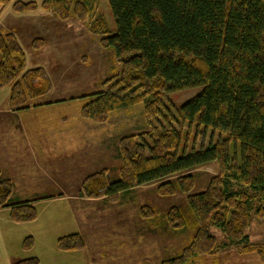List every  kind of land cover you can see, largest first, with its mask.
Segmentation results:
<instances>
[{
	"label": "trees",
	"instance_id": "trees-1",
	"mask_svg": "<svg viewBox=\"0 0 264 264\" xmlns=\"http://www.w3.org/2000/svg\"><path fill=\"white\" fill-rule=\"evenodd\" d=\"M106 3L113 29L97 13L90 31L101 34L102 47L113 50L120 63L119 88L86 94L82 116L105 121L114 110L143 103L146 120L152 121L161 113L160 96L198 87L197 94L176 108L173 120L195 126L198 132L210 130L217 139L189 150L184 145L179 153L182 128H154L148 134L150 144L136 141L133 135L123 136L118 145V178L109 183L103 169L85 178L81 193L115 200L122 192L158 181L162 195L177 189L188 193L196 220L191 241L161 264H188L198 255L216 253L220 245L209 231L211 225L224 234V246L255 252L264 264V244H250L247 234L252 214L264 220V0ZM41 6L59 20L71 16L85 20L89 14L84 0H42ZM13 8L33 10L36 3L16 1ZM33 46L40 48L41 38H35ZM7 85L9 105L14 109L28 108L30 103L36 106L35 101L51 89L44 68L25 69V53L15 36L0 33V87ZM235 149L238 155H233ZM212 162L218 174L206 189L189 194L193 177L186 172ZM10 193V181L0 179V208L9 207L16 222L35 219V201L11 203ZM166 218L172 228L186 225L176 207L170 208ZM31 245L32 238H24L22 246ZM57 246L80 250L84 242L75 232L59 237ZM14 264H38V260L30 257Z\"/></svg>",
	"mask_w": 264,
	"mask_h": 264
},
{
	"label": "rangeland",
	"instance_id": "rangeland-1",
	"mask_svg": "<svg viewBox=\"0 0 264 264\" xmlns=\"http://www.w3.org/2000/svg\"><path fill=\"white\" fill-rule=\"evenodd\" d=\"M16 1L19 0L10 3L3 13L2 18L7 20L1 25L2 28L7 26L3 33L13 34L17 41L18 36L24 39L28 55L25 69L44 68L51 89L35 101L36 105L43 107L34 109V104L30 103L31 110L29 107L23 110L29 117L22 115L15 117L16 120L10 117V124H16V128L39 127L41 133L44 126L62 125L63 135H56L61 139L54 142L51 135L42 134L40 139L47 140L41 148L36 143L35 150H32L28 135L14 136V131L10 132L8 171L13 191L8 201H37L60 192L76 196L71 200L81 214L83 242L92 264H161L164 259L179 254L196 232V220L187 201L188 193L177 189L173 194L162 195L157 189L158 181L122 192L115 200L87 197L81 191L85 178L103 169L109 183L118 178L121 163L118 145L123 136L133 135L136 141L150 144L148 134L154 128H182L184 137L179 153L184 145L189 150L215 141L217 135L211 134L210 130L198 132L195 126L188 127L172 117L176 108L197 94L200 88L160 96L161 113L152 121L146 120L143 103L114 110L105 121L87 119L81 114L86 94L119 88L116 81L120 63L113 50L102 47L101 34L90 31L91 19L97 13H101L110 30L113 29L106 0H84L89 6L88 17L79 20L71 16L60 20L62 22L51 20L50 15L55 14L41 6L42 0L40 3L33 1L36 8L26 11L14 10ZM32 14L36 16L29 17ZM28 21L32 22L29 24ZM39 33L42 36L37 38H41L45 47L44 51L37 53L35 50L39 48L33 46L35 38L30 41V37ZM4 150L0 149L3 161L7 159ZM236 151L233 150V155H238ZM186 173L193 177L189 194L197 193L206 189L211 178L218 174V168L212 162ZM57 204L59 202L37 204L39 219L31 224L43 221V210ZM174 207L181 211L186 221V225L179 229L172 228L166 218L170 208ZM209 231L217 239L220 249L214 254L198 255L188 264H261L255 252L242 253L236 246H224L227 240L217 227L211 225ZM247 234L250 244H264V220L252 214Z\"/></svg>",
	"mask_w": 264,
	"mask_h": 264
},
{
	"label": "crops",
	"instance_id": "crops-1",
	"mask_svg": "<svg viewBox=\"0 0 264 264\" xmlns=\"http://www.w3.org/2000/svg\"><path fill=\"white\" fill-rule=\"evenodd\" d=\"M8 1V4L5 5L0 0V33H3L4 30H6L5 28H7V26L5 28H2L1 26L4 25L3 21L7 22V20H4L2 18V16L4 15L3 13L6 8L9 7V5L11 6L10 3L15 0ZM19 1H35L37 3L41 2V0ZM31 16L35 17L36 14H32L29 17ZM50 18L52 21L62 22L55 16L50 15ZM31 22L32 21H28L27 23L30 24ZM40 22V20L39 23H36L35 21L33 24L35 25L36 23L39 25ZM40 36H42L40 33L34 34L32 37H30L31 39H29L31 41L34 38ZM17 38L19 45L22 47L25 53L26 65L28 55L26 53V48L24 47V39L19 36ZM44 47L45 46L43 45L35 51L37 53L42 52L44 51ZM9 93L10 86L7 85L4 87H0V149H5L4 152H6L7 158L5 159V161L0 158V179H8L10 181V171H8L10 170V132L12 133V131H14V136L23 135L25 137L26 135H28L30 137L28 140V143H30L29 146L32 148V150H35L34 145H36V143H38L37 145L41 148L42 144L47 140L46 138H43V140L40 139L42 134L51 135V140L57 142L61 138L56 135L62 136L63 128L62 125L59 127L55 125L51 127L44 126V130L42 133L39 127H28V129H26L25 127L19 126L16 128V124H10V117L16 120L15 117H20L22 115H25L24 117H26L27 115L28 118L29 114L28 112L26 114V111H23L24 109H11L12 107H10L9 105ZM41 107H43V105H36L33 108L40 109ZM28 110H31V107H29ZM40 141L43 142L40 143ZM42 158H44V155L42 156ZM4 168H7V171H5ZM12 191L13 189L11 187L9 198L12 196ZM73 198L77 197L73 195H66L60 192L58 194L46 195L39 199H36L37 201L34 202V205H37L39 203L49 204L58 202L59 204H57V206H49L45 208L43 210L45 212L41 214L43 216L41 220L43 221L35 225L31 223H35V221L39 219V212L36 218L33 220L16 222L10 217L9 207L0 208V264H14L17 261L30 257H36L38 260V264H92V262H89L90 259L88 257L85 242L83 248L80 250H62L57 246V239L67 234L78 232L83 239V229H81L82 221L80 219L81 214L71 200ZM27 236H30L32 238V245L26 249L22 246V242Z\"/></svg>",
	"mask_w": 264,
	"mask_h": 264
}]
</instances>
